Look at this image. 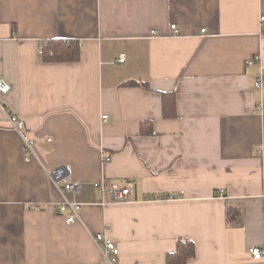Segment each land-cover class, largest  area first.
Segmentation results:
<instances>
[{
  "label": "crops",
  "instance_id": "1",
  "mask_svg": "<svg viewBox=\"0 0 264 264\" xmlns=\"http://www.w3.org/2000/svg\"><path fill=\"white\" fill-rule=\"evenodd\" d=\"M262 16L264 0H0V264H106L96 234L113 264H167L180 238L185 264H264L249 253L264 245ZM52 39L78 41V58L44 59ZM58 166L83 185L73 223Z\"/></svg>",
  "mask_w": 264,
  "mask_h": 264
},
{
  "label": "built area",
  "instance_id": "2",
  "mask_svg": "<svg viewBox=\"0 0 264 264\" xmlns=\"http://www.w3.org/2000/svg\"><path fill=\"white\" fill-rule=\"evenodd\" d=\"M261 19L264 20V16H262ZM170 28L174 31V33L179 32L175 24H171ZM202 31H204V29H202ZM152 32H156V31L152 30ZM40 48H42L41 44H40ZM123 59H124V55L121 54L119 60L122 61ZM258 61H259V56L255 55L247 60V64H255ZM263 79H264V73L257 78V80L254 83L255 86L257 87L260 86ZM9 88H10L9 84L3 78H0V94L6 93L9 90ZM8 117L12 129H14L19 134L22 140L23 148L26 154L25 158L26 160H29V157L33 151L34 141L27 135L24 121L21 118H19L14 114H10L8 115ZM103 118H106V115H104ZM48 176L52 180V182L58 187V189L60 190L63 196L62 200L56 204L58 211L61 214H64L66 223L75 222L76 220L79 219L80 209L83 205V202L79 200V197L83 190L82 183L70 179L67 170L64 166H58L50 170L48 172ZM93 186L100 187L102 191H104L105 189V185L102 181L95 182ZM109 191L113 199V202H125L127 201V196L131 190L129 186L120 187L117 184H113L110 186ZM155 198L156 197H153L152 199ZM101 203L105 204L106 202H104V200H101ZM95 241L103 249L106 264H113L115 258L109 257L108 253L117 255L118 249L115 246L114 242L110 238L104 236L103 234H96ZM249 253L255 259H259L263 257L264 245L250 247Z\"/></svg>",
  "mask_w": 264,
  "mask_h": 264
},
{
  "label": "trees",
  "instance_id": "3",
  "mask_svg": "<svg viewBox=\"0 0 264 264\" xmlns=\"http://www.w3.org/2000/svg\"><path fill=\"white\" fill-rule=\"evenodd\" d=\"M80 47L78 41L52 39L44 42L41 48V54L44 59L56 61H73L79 56ZM146 86V85H145ZM163 94V115L169 117L175 115V98L174 94ZM237 210L228 209V219H236L238 216ZM195 255V248L192 241L186 238L178 239L174 251L166 254L165 260L167 264H185Z\"/></svg>",
  "mask_w": 264,
  "mask_h": 264
}]
</instances>
